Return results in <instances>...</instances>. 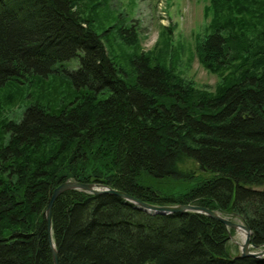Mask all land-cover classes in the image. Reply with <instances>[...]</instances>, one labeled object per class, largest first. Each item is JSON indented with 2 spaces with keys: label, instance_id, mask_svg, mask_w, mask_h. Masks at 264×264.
Masks as SVG:
<instances>
[{
  "label": "trees",
  "instance_id": "1",
  "mask_svg": "<svg viewBox=\"0 0 264 264\" xmlns=\"http://www.w3.org/2000/svg\"><path fill=\"white\" fill-rule=\"evenodd\" d=\"M79 4L0 0V89L79 60L58 112L31 105L0 124V264H54L45 212L69 180L208 208L245 222L264 246V46L212 26L197 54L212 73L231 70L217 95L146 55L130 77ZM232 233L202 213H149L109 193L70 190L52 211L60 264H264L235 258Z\"/></svg>",
  "mask_w": 264,
  "mask_h": 264
},
{
  "label": "rangeland",
  "instance_id": "2",
  "mask_svg": "<svg viewBox=\"0 0 264 264\" xmlns=\"http://www.w3.org/2000/svg\"><path fill=\"white\" fill-rule=\"evenodd\" d=\"M76 10L93 21L110 58L130 77L133 59L146 55L170 68L185 84L210 95L219 94V86L221 90L232 77L230 69L210 72L197 54L198 42L212 32L214 24L223 25L227 35L237 33L264 46V0H80ZM133 34L135 41L128 39ZM78 67L79 60L73 59L56 66L47 77L12 82L0 89V124L21 120L31 105L58 112L74 96L67 71ZM183 168L197 171L191 161ZM245 239L240 230H233L232 255L241 253Z\"/></svg>",
  "mask_w": 264,
  "mask_h": 264
},
{
  "label": "water",
  "instance_id": "3",
  "mask_svg": "<svg viewBox=\"0 0 264 264\" xmlns=\"http://www.w3.org/2000/svg\"><path fill=\"white\" fill-rule=\"evenodd\" d=\"M70 190H82L94 195H101L104 193H109L116 195L129 203L136 205L139 209L147 211L149 213L154 214H161V215H172L178 213H186V212H195V213H202L208 215L212 219H215L226 226L227 229L232 230H243L246 233V239L241 246V253L236 255L235 258H247L252 257L256 259H263L264 258V246H254L251 240V229L250 227L243 221H234L221 215L220 213L210 210L208 208H204L201 206H192V205H180V206H160V205H152L137 198L126 194L121 191H117L111 189L108 186H104L101 184H82L76 181H66L57 187L51 197L49 202L48 208L45 212L48 230H49V242L52 250L53 262L54 264L59 263V254L56 250V246L52 237V211L55 202L58 198L67 191Z\"/></svg>",
  "mask_w": 264,
  "mask_h": 264
},
{
  "label": "bare ground",
  "instance_id": "4",
  "mask_svg": "<svg viewBox=\"0 0 264 264\" xmlns=\"http://www.w3.org/2000/svg\"><path fill=\"white\" fill-rule=\"evenodd\" d=\"M240 232L242 233V236L246 237V233L243 230H240Z\"/></svg>",
  "mask_w": 264,
  "mask_h": 264
}]
</instances>
